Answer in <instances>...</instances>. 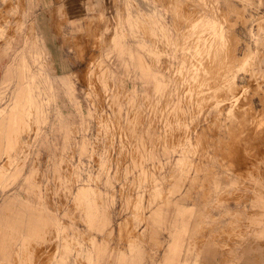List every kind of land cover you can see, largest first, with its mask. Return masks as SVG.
<instances>
[{
	"label": "rangeland",
	"instance_id": "374dc122",
	"mask_svg": "<svg viewBox=\"0 0 264 264\" xmlns=\"http://www.w3.org/2000/svg\"><path fill=\"white\" fill-rule=\"evenodd\" d=\"M182 220L181 263L264 264V0H0V264H162Z\"/></svg>",
	"mask_w": 264,
	"mask_h": 264
},
{
	"label": "crops",
	"instance_id": "0c3cea01",
	"mask_svg": "<svg viewBox=\"0 0 264 264\" xmlns=\"http://www.w3.org/2000/svg\"><path fill=\"white\" fill-rule=\"evenodd\" d=\"M178 214L183 217L188 214L191 215L193 214V212L189 208H180L178 210ZM156 216L157 218H161L162 211H157ZM188 224L189 221L182 220V226L176 230L173 242L170 246L169 254L162 264H183L179 260V251L181 246L183 245V234L187 232Z\"/></svg>",
	"mask_w": 264,
	"mask_h": 264
}]
</instances>
